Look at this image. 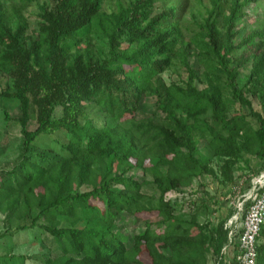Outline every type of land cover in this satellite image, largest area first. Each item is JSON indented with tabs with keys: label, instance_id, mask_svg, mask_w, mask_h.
<instances>
[{
	"label": "trees",
	"instance_id": "1",
	"mask_svg": "<svg viewBox=\"0 0 264 264\" xmlns=\"http://www.w3.org/2000/svg\"><path fill=\"white\" fill-rule=\"evenodd\" d=\"M10 1L7 6L0 0V76L10 80L0 103L16 106L23 143L19 160L0 169V212L7 213V224L21 218L23 201L31 226L42 223L60 253L44 264H145L142 251L151 264L217 262L228 244L225 225L236 210L216 225L201 224L199 213L209 209L204 201H191L195 209L185 218L177 214L183 206L166 196L208 176L235 184L240 163L251 170L248 153L262 162L256 175L264 172V34L252 32L237 43L245 9L257 0H209L202 23L192 18L197 30L182 24L187 0L118 2L110 14L104 13L105 0H48L39 7L32 35L23 10L34 0ZM93 36L105 41V57L91 49ZM191 47L206 66L204 77L189 63ZM177 60L188 79L167 86L162 75ZM248 66L241 87L238 70ZM197 81L207 88L199 90ZM223 90L232 101L223 99ZM249 95L259 98L260 112L253 111ZM147 97L156 99L163 119L137 121ZM230 103L249 108L253 121L232 115ZM89 109L97 110L96 117ZM197 134L218 167L203 155ZM136 169L151 181L138 180ZM248 182L243 195L251 189ZM148 183L157 195L143 193ZM214 204L219 210L220 201ZM124 213L143 223L131 239L118 231ZM28 259L6 255L0 264ZM257 264H264V245Z\"/></svg>",
	"mask_w": 264,
	"mask_h": 264
},
{
	"label": "rangeland",
	"instance_id": "2",
	"mask_svg": "<svg viewBox=\"0 0 264 264\" xmlns=\"http://www.w3.org/2000/svg\"><path fill=\"white\" fill-rule=\"evenodd\" d=\"M5 5L10 6L12 3L10 0H1ZM129 0H105L104 3V13L110 14L117 11L118 2L127 3ZM48 0H34L28 8L23 10V16L26 22L29 23V35H32L37 30V21L39 15V7L45 5ZM210 8L209 0H187L185 11L186 17L182 22L184 27L189 29L197 30L198 26L194 24V21L198 22V25L206 17V11ZM247 17H245L238 26V30L244 31L243 36L237 39L239 43L242 37H246L252 32H261L264 34V0H257L254 3L247 5L245 9ZM195 17V19H192ZM189 32V36H190ZM91 39V38H90ZM186 45H191L190 39L186 38ZM258 41V40H257ZM87 47L86 43L82 46L83 49ZM91 49L95 52L97 57H105L107 53L106 44L103 39H97L93 36L90 43ZM189 51L191 56L189 57V63L196 73L200 77H204V72L206 66L199 64L197 61L199 58H195V54L198 57V50L194 47ZM74 52V50H72ZM235 56V55H234ZM238 56V55H237ZM251 71V67L239 68L238 72L241 74L240 86L243 87L248 81V77ZM162 78L167 86L177 83L182 84L188 79V72L186 68L179 64L177 60V65L162 75ZM10 80L7 78H2L0 76V93L9 86ZM197 88L199 90H204L207 85L204 82H196ZM223 99L227 101H232L231 95L223 90ZM248 99L252 102V109L254 112H260V101L258 97L248 96ZM230 107V113L234 115L235 113H240L242 115L248 116L249 121L253 119L249 116L251 110L245 106L232 103L227 105ZM7 109L13 119L11 122L7 123L4 119V111ZM95 110V111H94ZM92 117H96L94 112L96 109H89ZM18 110L16 106H13L11 102L0 103V169L8 170L10 169L18 160L22 151L23 138L20 134V127L15 122L18 118ZM100 116V115H99ZM164 115L157 111L156 109V99L154 97H147L143 102L142 106L137 112V121L151 119L158 121L163 119ZM102 121L103 116L97 117ZM36 124L32 122L30 124V129H34ZM198 135V140L201 141L200 144L203 145L202 153L209 160L214 161L212 164L214 167H218V161L214 160L212 152L207 148L203 137ZM206 146V147H205ZM245 158L250 161V172L246 168L244 162L240 163L239 169L235 171V177L239 178L238 181L233 185H222L220 180L213 178L212 176L203 177L196 179L193 183L183 189L182 192L175 191L171 192L166 196L167 200L172 203L178 202L183 208L177 210V214H182L185 218H189L195 209V206L191 201H195L197 205H200L202 201L207 204L209 209L205 213L202 211L199 213V222L201 224H212L216 225L219 217L226 214L229 209L237 210V203L242 199L243 192L248 190V181L253 183L254 179L257 177L256 173L262 166V162L259 161L254 154H246ZM132 174L137 177L138 180L151 181L149 176L144 175L142 169H136ZM242 175V176H241ZM241 179V180H240ZM249 183V184H248ZM143 193L151 197L157 195V191L153 188L152 184H145L143 187ZM25 199V198H23ZM22 199V200H23ZM21 200V201H22ZM220 201V209L218 210L214 202ZM14 201L11 202L13 205ZM28 206V205H27ZM26 205L21 202L19 211L17 214L20 215V219L13 218L11 224H7L5 212H0V259L6 255L14 256H24L30 257L26 264H44L45 259L56 258L59 256L58 248L49 234L44 232L39 226L32 227V220L30 219L31 211L25 210ZM217 209V210H216ZM34 215V214H33ZM159 218L153 217L151 221H157ZM9 229V232H7ZM144 230L143 223L137 222L135 218L127 213H124L120 217L118 223V231L124 233L131 239L135 234H138ZM3 237V238H2ZM260 245H264V237L260 239ZM141 260L145 264H151V258L146 251H142L140 256ZM209 264H217L216 259H210Z\"/></svg>",
	"mask_w": 264,
	"mask_h": 264
},
{
	"label": "built area",
	"instance_id": "3",
	"mask_svg": "<svg viewBox=\"0 0 264 264\" xmlns=\"http://www.w3.org/2000/svg\"><path fill=\"white\" fill-rule=\"evenodd\" d=\"M245 211V204L249 203ZM245 214V215H244ZM264 228V172L257 176L248 193L237 203L235 214L228 220V244L222 249L217 264H257L258 248Z\"/></svg>",
	"mask_w": 264,
	"mask_h": 264
}]
</instances>
